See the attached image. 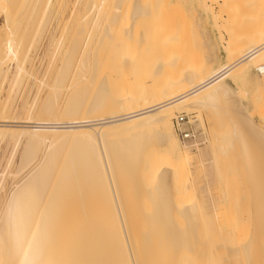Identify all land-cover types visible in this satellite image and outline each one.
Returning a JSON list of instances; mask_svg holds the SVG:
<instances>
[{"label": "bare ground", "instance_id": "1", "mask_svg": "<svg viewBox=\"0 0 264 264\" xmlns=\"http://www.w3.org/2000/svg\"><path fill=\"white\" fill-rule=\"evenodd\" d=\"M9 2L10 0L3 1L2 7ZM65 2L67 1L57 2L55 9L52 5L49 11L46 9L47 5L45 10L43 7L46 19L41 23L46 25L47 21L53 18L57 24H62L59 26L64 32L66 25L70 26V30L71 25L73 29L80 26L84 29L82 32L81 29L80 31L76 29L78 32L72 33L81 37H77L75 43L79 39L83 41V44H80L84 46L81 49L83 52L85 47L89 48L88 43L91 46L90 41H93L94 36L97 49L102 47V45L99 46L100 44L107 45H105L106 49L102 47L94 51L100 53L96 54L97 62L105 63V68L111 75L108 79H115V81H109L111 89L115 93H121L113 102L118 103L117 106H122V110L108 117L92 119L79 115L67 119L56 118V112L55 118L48 116L53 114L54 109L56 110L54 106L57 100H54L71 69L72 57L70 56H66L67 58L63 60L61 71L59 70L60 77L56 75L58 79H53L56 82L53 88H50V97L53 98L50 99L52 100L50 103L48 100V106L45 107L43 104L44 108H38L37 111L30 106L31 111L27 108L30 112H24L26 115L16 120L13 119V115L8 114L7 111L10 109H6L8 105L0 103V134L14 133L15 136L10 138L11 146L15 145L21 137L26 140V147L21 157L22 165L26 166L27 162L30 163L29 160L40 145L47 144L48 148L51 147L42 164L21 186L14 189L15 192L8 200L3 201L0 213V264H217L218 259H221L219 264H264V172H260L252 165H247L249 174L246 184L250 183L252 186L249 185L248 190L246 188L247 201L243 203L244 206L242 204L240 209L237 207L235 210L234 205L229 211L224 212L229 198L238 195L237 190L235 192V189L230 187L225 190V187L223 189L225 192H222L228 200L220 202L218 214L207 221V224L203 221L204 219L198 220L193 217L191 209L194 208L191 205V209L189 210L190 207L186 209V213L183 212L185 207L175 208L177 212L184 213V216L186 214L185 220L179 221L182 225H178V221L174 225L164 217L147 220L145 225L144 223L133 225L135 219L130 221V217L126 222L122 217L120 210L122 208L119 209L120 205L117 206L119 203L116 202V182L112 167L119 166L121 155L110 150L107 153L103 143L104 130L111 134H120L138 132L141 129H159L157 135L152 136L156 138L154 140L156 144L158 142V148L156 152H152L153 155L149 152L150 155L144 156V159L146 158L144 167L139 174L142 182L146 177L158 178L155 186L159 192L161 191L159 194L170 193L169 197L172 195L175 199L172 196L171 198L177 202L180 196L190 189L189 185L185 184L188 176L198 175L199 171L196 167L190 168L193 159L189 149L191 146L184 143V146L182 144V147H179L176 133L173 132L174 128L170 129V117L173 112L171 110L177 106L180 109L184 107V110L198 108L204 103H214L220 94L229 95L220 86V81L227 75L241 77V80L249 76L251 66L262 74L260 77H263L261 81L264 84V0H209L211 7L214 4L217 9L216 14L213 12L210 15L211 18L219 19L218 22L220 21L219 24L224 29L222 31H225V37L222 34L217 37L219 43L220 41L222 43L226 62L223 65L219 64L208 70L196 72L194 76L189 75L177 80L175 79L177 75L171 77L170 73L176 69L183 51L187 49H183L186 45L187 21L180 6L184 0H68L69 4H66L70 6L69 9L67 6L68 10L65 8L67 12L63 10V14L61 12V15L57 17L58 10L64 9ZM202 2L199 3L206 6V1L202 0ZM182 8H184L183 5ZM9 20L6 15L3 22L7 23ZM40 21H38L39 24ZM10 33L5 35L6 37L3 36V39L0 38V63L8 60L7 58L14 61H12L15 63L13 83L17 81L16 77L21 75L20 73L25 76L30 57L27 58V50L23 51L20 39L17 40L16 36L14 39ZM61 35L60 32L57 39L59 36L62 37ZM9 36L13 39L8 38ZM77 43L73 45L78 47ZM129 45L134 48L129 49ZM72 46L70 50H73ZM74 50L70 52L73 53ZM95 53L93 52L92 56ZM156 56L162 57L156 58ZM172 57L174 59H171ZM91 60L95 62L94 59ZM145 61L147 65L144 64ZM206 62H215L214 52ZM28 65L31 66L30 63ZM75 66L77 68L76 63ZM77 69L81 71L80 67ZM2 73L4 72L0 71V75ZM160 73H166L168 76L163 77L166 84H169L165 87L166 89L163 87L165 84H161L156 89L158 80L156 81L154 76ZM161 81L160 83L163 82ZM179 84L180 87H178ZM224 86L227 85L224 84ZM175 87L178 88L174 89ZM78 92H80L78 95L84 93V91L81 93V89ZM74 97L75 94L73 99ZM194 97H196L194 100H190ZM227 98L229 99L228 96ZM79 99L67 104V109L78 111V113L80 110H85V106L81 105L82 101L80 103ZM101 101L95 105H100L105 100ZM32 113L34 115H31ZM244 114L241 110L236 112L237 123L247 121ZM31 116L39 117V119L31 120L34 118ZM42 117L46 118L40 119ZM11 126L17 128L12 129ZM245 130L248 136L255 139L257 134H254L253 130L248 128ZM194 135L196 137L195 133ZM69 144L71 148L67 156L65 155V159L63 153L66 152L65 147L68 148ZM61 153L64 157L62 160L59 157ZM12 176L14 178V175ZM169 180L174 183L173 189L167 186ZM165 203L162 202L159 205ZM141 222L144 220L142 219Z\"/></svg>", "mask_w": 264, "mask_h": 264}, {"label": "rangeland", "instance_id": "2", "mask_svg": "<svg viewBox=\"0 0 264 264\" xmlns=\"http://www.w3.org/2000/svg\"><path fill=\"white\" fill-rule=\"evenodd\" d=\"M3 1L5 0H1L0 2V32L3 30L0 34V38H2L3 36L6 37L5 35H9V33L11 32L12 35L14 36V39H15V36L17 40L20 39L21 41L20 44L22 45V49H24L23 51L27 50L26 51L27 58L30 57L31 59V62H30V59H28V63L26 65L27 72L25 76L24 74L20 73L21 75L16 77L17 81L13 82V83H16V85L15 84L13 85L12 83L14 79V73H15V70H13L15 67V63H13L14 61L10 60V58H7L8 60L2 61L0 63V66H1L0 71L4 72L0 75V100H1L0 103L1 104L6 103V105H8L6 106V109L7 110L9 108L10 109L7 112L11 116L13 115V119L20 120V118L24 117L26 115L25 113H27L29 110L31 111L30 106L32 108L34 107L36 111L38 110V108L40 109V108H44V106L45 107L48 106L47 105L48 100L50 103L52 101V100L50 101V99L53 98L52 96L50 97V93H49V91H51L50 88H53L52 86L56 82L54 80L60 77V71H61L60 67L62 63L64 62L63 60H65L68 56L72 57L71 58L72 63L70 66L71 69H69L67 73V78L64 80L65 82H63L64 84L62 88L60 89L61 91H59L58 95L56 96V99L54 100V101L57 100L55 104L58 108L54 106L56 110L54 109V111L52 112L53 114L48 115V116H52L54 118L56 116V118L67 119L71 117H78L79 115L80 117L83 116V117H88L92 119V118L108 117L109 115L117 114L122 110L121 108L122 106L121 107L117 106L118 103L114 104L116 97L121 92L115 93L114 90L111 89L112 88L110 85L111 82L109 81H112L113 79H108V77L111 75L108 74L107 69L105 68V63L103 61L97 62L98 57L96 56V54L99 55L100 53H97V52L95 53L94 51V49L97 51V50L102 49V47L106 49L105 48L106 44L104 43L100 44L99 46L102 45V47L97 49L96 44H95L96 41L94 42V38H95L94 36V38L92 37L93 41L92 40L90 41L91 46L88 43L89 48L85 47V51L83 52V50H81L84 47V46L83 47L81 46L83 44L82 43L83 41L79 39L81 37L79 35L76 36L77 34L74 35V33H72L77 30L80 31L79 30L81 29L80 26L77 27L78 25H76L77 27L76 28L77 30H76V29H73L72 28L73 26L71 25V30H72L71 31L70 26L63 25L64 30H65L64 32L62 31L63 28H60L62 24L60 23L57 24V21H53L55 20L53 18H50L49 21L50 20L52 21L50 22L47 21L46 25L41 23L42 21L45 22V19H46V14L44 11L46 5H47L46 9L47 11H49L52 8V5H53V9H55L57 2L67 1L65 2V4L66 3L69 4L68 0H48V1L47 0H40V1L38 0H10V2L5 7H2ZM191 1L192 0H186V1L184 0V3L182 4L184 8H182V5H180L182 9V13L183 15H185V19L187 21L186 22V33H185L186 34L185 35L186 45H184L185 48L183 46L184 50L186 48L187 49L183 51V55H181V59H179L176 69L173 70L172 73H170L171 77L172 76L175 77L177 75L175 77L176 80L177 78L182 79L189 75L194 76L196 72H201L203 69L208 70L212 66H216L219 64L223 65L226 62V59H225L226 56L223 51L222 43L221 41L219 43V39H218L219 37L218 35L220 34H222L225 37V33H224L225 31L224 32L222 31L224 29L222 28L223 26L222 27L220 26L219 24L220 21L218 22L219 19H215L214 17L212 19L210 16L211 14H213V12H215L214 14H216L217 9L215 5L212 4L213 7H211V4H210L211 2H208L209 0L208 1L204 0V2L206 1V6H204V4L202 5L203 3L202 0H199V1L193 0L192 1L193 3ZM199 2H202V3H199ZM34 4H36V6ZM67 4L63 6L64 9L60 8L58 10L57 17L61 15V12L63 10L67 12V10L70 7ZM67 6H68V9H67ZM214 7L216 10L213 9ZM25 13H27V15H25ZM6 15L8 17V20L11 19L9 20V22H7L9 23L8 26L10 25L9 28L6 25L7 23L3 22L4 17ZM39 20H41L40 24L38 22ZM36 22L38 25L35 24ZM5 25L7 26L8 29L4 28L6 27ZM36 26L38 30L36 29ZM74 28H75V25H74ZM82 30L84 29H81V32ZM60 32L62 34L61 35L62 37L59 36L61 42L59 41V37L57 39V36L60 35ZM71 34H72V38H71ZM73 36H75L76 38ZM77 37H79L78 38L79 40H77L78 43L76 42L78 44V47L73 45V44H76L75 41ZM8 38H12V36L11 37L9 36ZM72 39L74 41H72ZM17 40H14V41H17ZM57 40L59 44L58 42H56ZM91 42L94 44V46H92L93 44ZM56 43L58 45H56ZM71 46L73 50L75 49L73 52L74 54L70 52V51H73V50H70ZM87 48H88V51L86 50ZM128 48L133 49L134 47L129 45ZM51 50H53L54 53ZM92 50L95 53V55H93L94 57L92 56L93 54ZM89 51L91 52V54ZM213 52H214L215 62L213 63L206 62L208 57ZM81 54H82V57H81ZM161 57L162 56H158V57L156 56V58H161ZM77 58H78V62H77ZM91 59H94L95 62H93ZM171 59H174V57H172ZM29 63L31 64V66L28 65ZM75 63L77 64V68L80 67L81 71H79L76 68ZM95 63L96 65L94 66ZM144 64L147 65V61H145ZM77 71H79V73ZM71 74L73 77L72 76L70 77ZM79 74L83 79L79 78L80 77ZM56 75L58 76V78ZM3 76L4 78L2 79ZM165 76H167L166 73H160L158 76L157 75L154 76V79H156V81L158 80L156 82L157 84L154 82L157 86L156 89H158L161 86V84L162 85L165 84L163 85L164 88L169 85V84H166V81L163 78ZM260 76H262V74H259L254 69L253 66L250 67L249 76L242 78L241 80H240L241 77L234 76V75H227L220 81L219 84L223 89H225L226 93H229V95L220 94L216 98L217 100V101L215 100L216 102L214 101V103L212 104L204 103V104H201V106L198 108H186L184 110L183 109L184 107L180 109L179 106H177L173 108V110H171L173 112H171V117H170V129L172 130L174 127L173 119L178 113H184L188 116L189 129L194 131V133L196 134V138L194 139L195 142H183L177 137L174 130L173 132L175 134L179 147L184 146V143L185 145L191 146V148L189 149H190L193 159H192V162L190 163V168L196 167L198 168V171H199L198 175L190 174L188 176L187 178L188 180L185 181V184L189 185L188 187H190V189H187L186 192H184L180 196V199L177 200V202L172 199L174 198L172 195H170L169 197L170 193L166 195H163L164 193L159 194L161 193V191L159 192V190L155 186L157 184L156 179L158 181V178L150 179L149 177H146L145 181L142 182L140 174H139L141 172V169L144 167V163H145L144 161L146 159V158L144 159V156L147 157V155H150L149 152H151V155H153L152 152H156L158 148V142L156 144V141H155L156 138H153V137L154 135H157L156 133L159 131V129H155V128L148 129V130L141 129L138 132L120 133V134H111V132H107L104 130L103 132L104 142L103 143H104V147L106 148L107 153H109V150H110V152L116 151L117 153H119L118 154L119 156L121 155L120 156L121 161H120L119 166L112 167V172L115 176V182H116L115 184L116 192H117L116 202L119 203L117 204V206L120 205L118 208L119 209L122 208L120 210L122 211L121 212L122 217L123 219L126 220V222L127 220L129 221L131 217L130 221L135 219L134 220L135 223L133 225H136L137 223L138 224L144 223L143 225H145L147 220L149 221V220H152L158 217L159 218L164 217L170 220V222H172L175 225V222L177 221H178L177 223H179V221L183 222V220H185L186 218V214L184 216L183 215L184 213L181 214L177 212L176 211L177 209L175 208L185 207L183 209V212H185L186 209H188L189 207H190L189 208L190 210L191 205H192L193 208L195 209V210L191 209V211L193 212V217L198 220L204 219L203 221L207 224L208 223L207 221L211 220L215 214L216 215L218 214L219 207L222 201L228 198L225 196L224 192L229 187L231 189H235V192L237 190L236 193L238 194L237 195L238 197L234 196L236 198L230 197L231 199L230 198L229 200L227 199L228 205H227V209H225L224 212L229 211L230 208L233 207L234 205L235 206L233 209L235 210H237L236 209L237 207L240 209V207L244 206L243 203H246L247 201L246 191L248 190V188H250V186H252L250 185V183L248 185L246 184V180H247L246 178L249 174V169L246 166L252 165L256 169L260 170V172L261 171L264 172V148H263L264 142H262L264 141V138H263L264 137V84H263V81H261L263 77L261 78ZM31 78H33V80ZM85 79H86V82H85ZM163 79L165 82L163 81ZM171 79L173 80L174 78H171ZM79 80L81 81L80 83H79ZM113 81H115V79ZM160 81L162 83H160ZM68 82L69 84H67ZM75 82H76V85H75ZM77 84L79 87L77 86ZM224 84L227 86H224ZM73 85L74 87H72ZM66 86L67 87L70 86V87L67 88ZM180 86L181 85L179 84L178 87ZM177 88L175 87L174 89H177ZM79 89H81L82 91L81 93H83V91L84 93L78 95L80 93L78 92ZM227 89L229 90L228 92H227ZM74 94H75V97H74L75 99H73ZM227 96L229 97V99L227 98ZM196 97H194L193 99L191 98L190 100H194ZM71 98L74 101L76 99L81 98L79 99V101L80 103L82 101L81 105L85 106L84 107L85 110H82V111L80 110L79 113L78 111L74 112V111L68 110L67 104H71L73 101L71 100ZM102 98L105 101H103ZM226 98H227V101H226ZM221 100H223L224 102ZM99 101H101L103 104L101 103L100 105H95V104H99L100 103ZM230 102L232 104H229ZM43 104L44 106H42ZM27 108L28 109L30 108V109L27 110ZM238 110H241L243 111V113H245L244 115L246 116V120H247L245 123L244 122L237 123L235 115ZM55 112L59 115L55 114ZM72 112H74V114ZM60 114H62L61 117H60ZM31 115H34V113H32ZM31 117H34L31 119L34 121L37 120V118L39 119V117H36V116H31ZM44 118L46 117H42L40 119H44ZM250 126L252 127V129ZM10 128L15 129L17 127L11 126ZM245 128L253 130L252 132H254V134L255 133L257 134L255 139L254 137L248 136L246 134ZM14 136H15L14 133L10 134V132H3L0 134V176L2 175L0 178V213L2 211L5 200L6 199L8 200L11 197V195L15 192L14 189H17L19 186H21L27 180L29 175H31L33 171L42 164L44 157L46 158L47 156L46 154L50 152L49 149L51 148V147L48 148L47 144H42V146L40 145V147L37 148V151L35 152V154H33L34 157L32 156V158L29 160L30 163L27 162L25 166L21 164V157H22L24 148L26 147L25 146L26 140H24L25 139L24 137L23 138L21 137L15 145L11 146L12 140L10 141V138H13ZM65 148L67 150L65 149L66 152H64L65 154L63 153V155L66 159V156L71 148L70 144L68 145V148L67 147ZM196 148H198L199 150ZM45 149L48 151H46ZM196 150H198V152H196ZM192 151L194 153H192ZM59 157H60V160L64 159V157L62 156V153L60 154ZM245 163L246 165H244ZM245 170L247 172H245ZM10 173L14 175V178ZM19 180H20V183H19ZM168 183H167V186L172 188L174 183L171 182V180H169ZM224 188L225 190H223ZM250 194L251 192L249 193V195ZM110 202H113V201H110ZM162 202H166V203L163 205H159ZM126 209L127 211H125ZM144 212H148V213H144ZM142 219L144 220V222H141ZM178 225H182V223H179ZM220 261L221 259H218L217 264H219Z\"/></svg>", "mask_w": 264, "mask_h": 264}, {"label": "built area", "instance_id": "3", "mask_svg": "<svg viewBox=\"0 0 264 264\" xmlns=\"http://www.w3.org/2000/svg\"><path fill=\"white\" fill-rule=\"evenodd\" d=\"M174 131L182 141L194 140V132L189 129V119L184 113H178L173 119Z\"/></svg>", "mask_w": 264, "mask_h": 264}]
</instances>
